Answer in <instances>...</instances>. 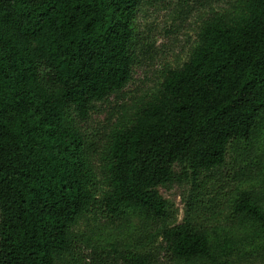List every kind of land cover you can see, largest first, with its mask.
Returning a JSON list of instances; mask_svg holds the SVG:
<instances>
[{"label":"trees","instance_id":"trees-1","mask_svg":"<svg viewBox=\"0 0 264 264\" xmlns=\"http://www.w3.org/2000/svg\"><path fill=\"white\" fill-rule=\"evenodd\" d=\"M144 1L0 0V264H116L84 252L75 226L131 208L155 225L140 246L160 239L172 264L264 247V0L213 10L186 60L125 100ZM110 96L121 102L90 133ZM175 178L190 183L182 224L154 189Z\"/></svg>","mask_w":264,"mask_h":264},{"label":"rangeland","instance_id":"rangeland-1","mask_svg":"<svg viewBox=\"0 0 264 264\" xmlns=\"http://www.w3.org/2000/svg\"><path fill=\"white\" fill-rule=\"evenodd\" d=\"M200 1L201 4L190 13L186 12V0H145L142 3L136 17L137 48L140 52L137 65L133 69L132 80L125 87L127 92L124 96L125 100L148 92L157 82L163 67L180 66L186 60L189 47L193 43V32L200 21L211 15L216 8H228L233 0ZM192 2L194 0H188L189 4ZM117 102L121 100H116L114 96L96 102L97 111L89 118L86 129L90 133L100 130L106 119L115 112L114 105ZM254 140L253 150L264 157V116L261 118L259 131ZM173 169L178 174V165H174ZM176 178L169 183L156 185L154 189L171 204L175 213L174 223L182 224L185 223L190 183L186 180L178 181ZM211 205L215 207V204L211 203ZM222 205L223 202H220L219 206ZM125 214L128 219L118 217L107 220L90 216L86 222L75 226L77 241L81 242L80 246L84 252L90 251L87 247V244H90L97 253L104 256L108 254V260H115L116 264H125L124 260L133 255L145 256L153 264H172L168 262L160 247V239L154 241L152 245L140 246L146 241L148 232L155 225L148 223L135 209H128ZM222 222H224L223 217L219 223L214 220L207 225ZM226 262L227 264H264V247L257 249L247 247L242 251L233 252ZM202 264L215 263L205 261Z\"/></svg>","mask_w":264,"mask_h":264}]
</instances>
